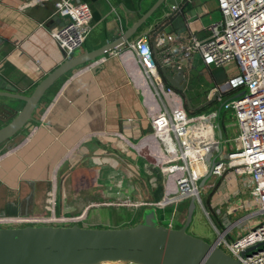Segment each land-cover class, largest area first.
Wrapping results in <instances>:
<instances>
[{
	"label": "crops",
	"instance_id": "obj_1",
	"mask_svg": "<svg viewBox=\"0 0 264 264\" xmlns=\"http://www.w3.org/2000/svg\"><path fill=\"white\" fill-rule=\"evenodd\" d=\"M57 1L0 0V77L16 94L30 95L67 59L120 38L157 0H74L89 7L93 22L83 48L69 58L50 37L64 23L56 13ZM210 14L202 1L184 0L163 30L175 36L170 46L192 74L183 49L192 33L200 40L208 37V26L215 21ZM150 30L144 28L124 46L56 82L36 109L34 121L0 147V217L74 216L82 217L86 228L102 229L129 228L147 220L159 226L154 214L159 210L149 205L122 207L129 205H123L127 200L150 204L164 194L159 166L165 154L152 125L162 101L154 96L129 46L154 34ZM156 64L158 80L168 85ZM207 94L205 100L210 99ZM178 103H184L182 97ZM23 105L3 98L0 117L11 116ZM153 178L158 187H153ZM241 187L233 177L205 199L221 227L213 223L216 228L222 230L228 218L232 221L231 216L242 213L233 210ZM216 239L217 232L210 244Z\"/></svg>",
	"mask_w": 264,
	"mask_h": 264
},
{
	"label": "built area",
	"instance_id": "obj_2",
	"mask_svg": "<svg viewBox=\"0 0 264 264\" xmlns=\"http://www.w3.org/2000/svg\"><path fill=\"white\" fill-rule=\"evenodd\" d=\"M217 3L221 19L208 26L205 40L192 33L182 53L188 62L199 55L208 69L233 65L238 68V75L212 89L210 99L204 100L207 105L222 103L216 111L191 116L185 104L178 103L181 96L176 89L158 80L151 34L129 44L137 54L144 79L153 88L154 96L162 101L160 110L152 117V125L166 158L159 166L163 196L150 204L142 202L134 206L149 205L161 212L172 207L176 214L181 204L196 197L205 210L201 190L209 191L212 197L220 184H230L234 177L249 190L250 197L243 200L240 196L235 202L233 210L243 212L235 222L228 218L226 222L229 220L230 224L225 223L222 230L214 226L217 239L213 245L240 264H264V0H217ZM56 13L64 23L50 37L69 58L83 48L90 36L93 14L86 4L74 0H58ZM174 37L162 32L154 39L157 56L166 68L182 66L170 46ZM224 97H228L225 102ZM223 109L235 115L239 129L236 138L225 136L220 123ZM208 175L210 178L201 187ZM152 184L158 187V179L153 178ZM82 221V217L74 216L27 215L0 217V227L73 226ZM174 222L172 217L168 228L173 229ZM236 229L240 231L233 235Z\"/></svg>",
	"mask_w": 264,
	"mask_h": 264
},
{
	"label": "water",
	"instance_id": "obj_3",
	"mask_svg": "<svg viewBox=\"0 0 264 264\" xmlns=\"http://www.w3.org/2000/svg\"><path fill=\"white\" fill-rule=\"evenodd\" d=\"M183 3L184 0H157L120 38L97 50L67 59L47 74L28 96L16 94V90L0 77V106L3 98L24 104L11 116L0 117V147L20 135L27 124L34 121L36 109L56 82L124 46L149 26L150 33H154L152 49L155 61L165 81L183 98L187 110L196 112L204 107H193L187 94V78L192 69L184 66L163 67L157 56L154 39L172 23L175 10ZM184 5L187 6L188 2ZM156 29L159 30L154 32ZM209 178L210 175L203 179L200 186ZM196 208L197 198L193 197L188 204L186 221L179 229L157 226L152 220L121 229L84 228L78 225L0 227V264H103L114 261L136 264H240L215 245L188 233ZM229 222H226V226Z\"/></svg>",
	"mask_w": 264,
	"mask_h": 264
},
{
	"label": "rangeland",
	"instance_id": "obj_4",
	"mask_svg": "<svg viewBox=\"0 0 264 264\" xmlns=\"http://www.w3.org/2000/svg\"><path fill=\"white\" fill-rule=\"evenodd\" d=\"M200 1L206 4L207 8L211 12L210 16L213 17L215 21H218L221 19L220 12L218 11L217 0H200ZM190 63L192 67L194 68V71H193V74L191 72L188 73V78H187L188 83H187L186 90H187V94L191 102V105L195 108L202 107L205 104L204 98L205 96L208 95L207 94L208 92L210 93L212 89L228 83L231 77H234L239 74V70L235 65L229 68H219L218 69V68L212 67L211 68L212 70L208 69L203 64L202 59L199 55H195L190 61ZM227 99L228 97H224V102L227 101ZM221 105L222 103L215 102L214 104L207 106V108H205L204 110L196 112V114L209 113V112L216 111L220 108ZM192 115H195V114H191V116ZM220 123L222 125V129L225 130V136L227 135L230 138L237 137V135L239 134V129L236 123L235 115L232 111H226L223 109L221 113ZM240 190H241V198L243 200H246L250 197V192L248 189L241 187ZM204 193H207L205 195L207 199H209L211 196L209 195V191L203 192V190H201V196L205 204L206 200H205ZM125 204H129V205H125ZM134 204L135 202L129 201V203H124L123 205L125 206H122V207H125V209H129V208L131 209V207L136 208L134 207ZM188 204L189 203L180 205L179 208L177 209L176 214L172 207L168 208L164 212L154 211V214L156 217V223L158 225L168 227L173 217L175 218L173 227L181 228L186 221ZM205 210L199 203H197L195 218L193 220V223L188 229V233L198 238L201 236H204L205 241L207 243H213L214 242L213 235L216 238V232H215L213 223L216 222V219L214 215L212 214V212L210 211V209L208 208V206H206V204H205ZM207 212H208V215H207ZM241 214H243V212ZM241 214L239 215L236 214V215L231 216L232 222L233 221L235 222L236 219H238L241 216ZM215 224L219 228H221L217 223ZM131 225H134V223ZM146 225H152V224H146ZM78 226L84 227V228L87 227L85 223H80L78 224ZM112 229H115V228H112ZM238 231H240V229H236L234 233H237ZM201 239L204 240V238H201Z\"/></svg>",
	"mask_w": 264,
	"mask_h": 264
},
{
	"label": "trees",
	"instance_id": "obj_5",
	"mask_svg": "<svg viewBox=\"0 0 264 264\" xmlns=\"http://www.w3.org/2000/svg\"><path fill=\"white\" fill-rule=\"evenodd\" d=\"M168 85L171 86L170 84H168ZM172 87H173V86H172ZM205 108H207V107H202V108L198 109L196 112L202 111V110H204ZM188 111H189V110H188ZM196 112L189 111V113H191V114H196Z\"/></svg>",
	"mask_w": 264,
	"mask_h": 264
}]
</instances>
